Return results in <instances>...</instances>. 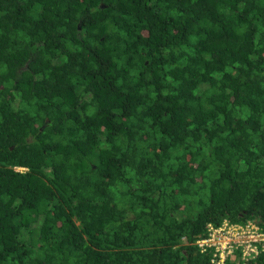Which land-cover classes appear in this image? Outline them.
Segmentation results:
<instances>
[{
  "label": "trees",
  "instance_id": "1",
  "mask_svg": "<svg viewBox=\"0 0 264 264\" xmlns=\"http://www.w3.org/2000/svg\"><path fill=\"white\" fill-rule=\"evenodd\" d=\"M224 220L264 230V0H0V264H216Z\"/></svg>",
  "mask_w": 264,
  "mask_h": 264
},
{
  "label": "built area",
  "instance_id": "2",
  "mask_svg": "<svg viewBox=\"0 0 264 264\" xmlns=\"http://www.w3.org/2000/svg\"><path fill=\"white\" fill-rule=\"evenodd\" d=\"M17 170H24L17 167ZM208 235L196 241L201 251L212 250L213 262L227 264L237 254L248 260L264 250V230L258 222L245 224L224 220L216 226L209 223Z\"/></svg>",
  "mask_w": 264,
  "mask_h": 264
},
{
  "label": "rangeland",
  "instance_id": "3",
  "mask_svg": "<svg viewBox=\"0 0 264 264\" xmlns=\"http://www.w3.org/2000/svg\"><path fill=\"white\" fill-rule=\"evenodd\" d=\"M229 221V220H228ZM208 226H209V224H208Z\"/></svg>",
  "mask_w": 264,
  "mask_h": 264
}]
</instances>
